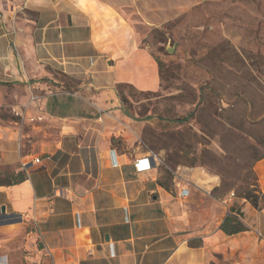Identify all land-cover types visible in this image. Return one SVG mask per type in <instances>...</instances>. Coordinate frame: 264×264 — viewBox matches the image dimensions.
Masks as SVG:
<instances>
[{
  "label": "crops",
  "instance_id": "0c3cea01",
  "mask_svg": "<svg viewBox=\"0 0 264 264\" xmlns=\"http://www.w3.org/2000/svg\"><path fill=\"white\" fill-rule=\"evenodd\" d=\"M124 88L154 93L159 74L121 11L102 0H0V95L22 115L0 126V163L25 174L0 186V264H264V206L231 199L214 226L189 233L188 196L160 185L155 164L135 173L146 152ZM254 172L264 196V157ZM228 216L246 229L224 234Z\"/></svg>",
  "mask_w": 264,
  "mask_h": 264
},
{
  "label": "rangeland",
  "instance_id": "374dc122",
  "mask_svg": "<svg viewBox=\"0 0 264 264\" xmlns=\"http://www.w3.org/2000/svg\"><path fill=\"white\" fill-rule=\"evenodd\" d=\"M102 1L130 20L156 59L158 90L124 88L123 105L160 182L172 196L190 198L182 216L189 233L214 226L231 199L264 206L254 172L264 157V0ZM8 97L0 95L1 127L19 122ZM21 172L0 163V184ZM188 175L198 184L191 194Z\"/></svg>",
  "mask_w": 264,
  "mask_h": 264
},
{
  "label": "built area",
  "instance_id": "2783aa9c",
  "mask_svg": "<svg viewBox=\"0 0 264 264\" xmlns=\"http://www.w3.org/2000/svg\"><path fill=\"white\" fill-rule=\"evenodd\" d=\"M31 102L35 104V107L37 109L40 108V102L38 99L32 98ZM15 116L22 117V115L17 112H15ZM42 119L43 118L41 116H36L33 118H28V121L35 122V121H41ZM111 156H112V166H117V163L115 160V154L113 153V151L111 153ZM38 162L39 161L37 159L34 160V163H38ZM153 164H155L154 156L150 153H146L134 160L133 168H134L135 173L139 174V173H144V172L149 171L152 168ZM180 182L176 183V188L180 189L179 191L181 192V195L184 196L188 194V191L183 188L184 185H187V182L185 183V181H182L183 186H180L181 184Z\"/></svg>",
  "mask_w": 264,
  "mask_h": 264
},
{
  "label": "trees",
  "instance_id": "16d2710c",
  "mask_svg": "<svg viewBox=\"0 0 264 264\" xmlns=\"http://www.w3.org/2000/svg\"><path fill=\"white\" fill-rule=\"evenodd\" d=\"M122 101H123V99H122ZM21 173H22V175L19 176L17 181L11 182L8 184H0V186H11V185H15V184L22 182L25 179V174H24V172H21ZM159 183H160V185H162L165 188V186L160 181H159ZM252 206L255 209L259 208V207H257L256 203L252 204ZM245 229L246 228L244 227L243 224L241 226V224L234 217H231V216L226 217L220 225V230L226 235L238 234V233L244 231Z\"/></svg>",
  "mask_w": 264,
  "mask_h": 264
},
{
  "label": "bare ground",
  "instance_id": "6f19581e",
  "mask_svg": "<svg viewBox=\"0 0 264 264\" xmlns=\"http://www.w3.org/2000/svg\"><path fill=\"white\" fill-rule=\"evenodd\" d=\"M167 50H168L169 52H171V50H170V49H168V48H167Z\"/></svg>",
  "mask_w": 264,
  "mask_h": 264
}]
</instances>
